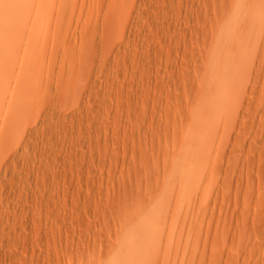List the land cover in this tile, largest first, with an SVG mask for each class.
Returning <instances> with one entry per match:
<instances>
[{
	"label": "rangeland",
	"instance_id": "obj_1",
	"mask_svg": "<svg viewBox=\"0 0 264 264\" xmlns=\"http://www.w3.org/2000/svg\"><path fill=\"white\" fill-rule=\"evenodd\" d=\"M0 264H264V0H0Z\"/></svg>",
	"mask_w": 264,
	"mask_h": 264
}]
</instances>
